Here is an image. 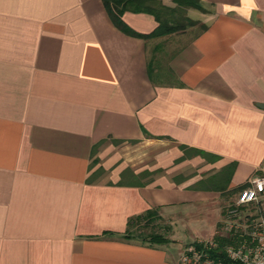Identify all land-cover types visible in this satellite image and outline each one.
I'll return each instance as SVG.
<instances>
[{
  "label": "crops",
  "instance_id": "1",
  "mask_svg": "<svg viewBox=\"0 0 264 264\" xmlns=\"http://www.w3.org/2000/svg\"><path fill=\"white\" fill-rule=\"evenodd\" d=\"M198 1L184 41L101 0H0V264H178L264 177V0ZM151 209L168 242L125 238Z\"/></svg>",
  "mask_w": 264,
  "mask_h": 264
},
{
  "label": "built area",
  "instance_id": "2",
  "mask_svg": "<svg viewBox=\"0 0 264 264\" xmlns=\"http://www.w3.org/2000/svg\"><path fill=\"white\" fill-rule=\"evenodd\" d=\"M264 177L246 181L235 200L224 209L222 227L226 239L216 237L187 243L178 264H264ZM251 210V211H249Z\"/></svg>",
  "mask_w": 264,
  "mask_h": 264
},
{
  "label": "trees",
  "instance_id": "3",
  "mask_svg": "<svg viewBox=\"0 0 264 264\" xmlns=\"http://www.w3.org/2000/svg\"><path fill=\"white\" fill-rule=\"evenodd\" d=\"M162 1L163 0H101V3L110 22L117 30L126 36L142 39L183 33L187 28L197 24V22L192 21L185 16L186 10L192 9L199 13L207 12L198 0H172V6L164 5ZM125 12L133 14L141 13L151 16L156 23V26L147 34L136 33L121 20V16ZM199 28L200 32L206 29L204 25H200ZM195 153L204 156V153L202 152L195 151ZM242 188L243 186H240L236 190L240 191ZM154 220H160L155 209L147 210L140 215L129 218L126 222L124 237L127 239L129 238L127 235V229L131 225L141 222L144 225H147ZM168 232L169 227H165V232L162 235L158 233H149L144 239H142V241L151 245L167 243L168 241L165 236ZM216 239L218 240L219 245L226 243V239Z\"/></svg>",
  "mask_w": 264,
  "mask_h": 264
},
{
  "label": "rangeland",
  "instance_id": "4",
  "mask_svg": "<svg viewBox=\"0 0 264 264\" xmlns=\"http://www.w3.org/2000/svg\"><path fill=\"white\" fill-rule=\"evenodd\" d=\"M207 12L208 10L206 8H204ZM187 10L185 11V16L187 17ZM206 12V13H207ZM205 14V13H204ZM197 18V14L196 12H193V14H190L189 15V18H191L192 20H194V18ZM195 22H197V24H195L194 26L192 27H189L186 29V36L184 38V41L185 40H188L192 37H194L196 34H198V32L200 31V28L199 26L200 25H203L200 21L198 20H195ZM180 40H178L179 42ZM172 44L174 45L176 42L174 40L171 41ZM151 49V48H150ZM158 49V48H157ZM155 56H156V59H158L156 61V63L160 66H163L164 65V55L163 54H159V51H155ZM154 56V57H155ZM153 57V58H154ZM239 191L237 190H231L227 193L224 194V197L226 198V203H225V207L224 209L230 205L236 198L237 194H238ZM251 211V210H249ZM165 227H168V225L166 223H164L161 219L160 220H154L152 221L151 223L147 224V225H144L142 222L141 223H138V224H133L131 225L128 229H127V235L130 239L132 240H136V241H142V239H144L149 233H158V234H163L165 232ZM170 227V226H169ZM225 235L224 233V230H223V227L222 225L219 226L217 228V233L216 235L214 236V238L216 237H221ZM212 239V238H211ZM186 245V244H185Z\"/></svg>",
  "mask_w": 264,
  "mask_h": 264
}]
</instances>
